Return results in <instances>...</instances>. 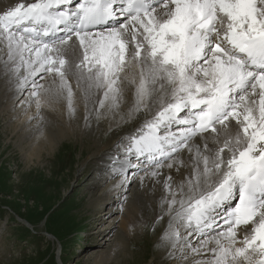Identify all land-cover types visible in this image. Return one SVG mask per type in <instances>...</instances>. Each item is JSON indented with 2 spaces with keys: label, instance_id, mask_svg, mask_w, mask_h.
Wrapping results in <instances>:
<instances>
[{
  "label": "snow or ice",
  "instance_id": "obj_1",
  "mask_svg": "<svg viewBox=\"0 0 264 264\" xmlns=\"http://www.w3.org/2000/svg\"><path fill=\"white\" fill-rule=\"evenodd\" d=\"M0 54L37 109L71 117L78 91L99 119L131 87L129 119L147 115L125 158L188 168L164 181L169 256L264 264V0L20 2L0 12Z\"/></svg>",
  "mask_w": 264,
  "mask_h": 264
},
{
  "label": "rangeland",
  "instance_id": "obj_2",
  "mask_svg": "<svg viewBox=\"0 0 264 264\" xmlns=\"http://www.w3.org/2000/svg\"><path fill=\"white\" fill-rule=\"evenodd\" d=\"M3 81L0 80V88ZM37 81L39 83L38 79ZM40 83L46 84L47 81ZM32 98L31 85H28L24 96L11 107L15 109L18 105L21 109L22 103L26 100L30 102ZM8 102L9 100L4 101L6 105ZM6 114L7 111L0 110V264H92L95 256L93 249L106 252L115 242L120 245L112 254L110 264L184 263L173 262L167 257V249L169 251L168 247L171 246L162 237L167 228L168 217L165 214L162 215L163 219L161 216L155 218L140 210L142 205L150 204L152 200L144 195L140 202H129L126 199L124 204L117 205V201L112 206L113 212L110 215L114 228L106 235L103 232L101 247L91 241L93 232L90 225L96 224L98 213L111 205L104 204L101 199L110 193L112 184L119 180V176L113 175L115 179L106 178L99 183V187H95L96 181L103 179L97 165L106 158L102 157L96 162L94 154L99 150L98 146L105 145L104 155H111L114 148H118L123 155L127 144L124 140L127 141L130 134L136 131L147 115L145 111H141L136 121L127 126L118 125V121L114 122L111 116L107 120L101 116L98 119L93 112L90 114V126L83 132L79 129L75 137L71 133L65 135L61 142L54 144L56 146L53 152L50 151L47 139L44 140L45 146L40 158H30L28 155L32 146H29L26 139L29 141L30 136L27 135L32 137V133L27 130L38 124L45 132L48 126L54 127V117L42 111L37 118L30 120L32 124L27 125V129L21 127L22 130L13 132ZM17 114L12 119L13 122L21 117L19 111ZM54 130L56 133L57 129ZM131 157L128 165L139 167L141 164L134 162L135 156ZM128 176L131 178V173ZM164 181H159L160 185L158 183L157 187L163 188ZM138 182L139 179H136L128 187L126 197L132 196L134 185ZM155 186L156 184L148 185L147 191L150 188L158 190ZM110 202L114 203L113 200ZM129 204L134 206L131 213H122ZM122 217L126 218V228L121 227ZM25 219L31 223L29 226Z\"/></svg>",
  "mask_w": 264,
  "mask_h": 264
},
{
  "label": "bare ground",
  "instance_id": "obj_3",
  "mask_svg": "<svg viewBox=\"0 0 264 264\" xmlns=\"http://www.w3.org/2000/svg\"><path fill=\"white\" fill-rule=\"evenodd\" d=\"M20 2L30 3V2H33V0H0V12H2L3 10H6L8 7L14 6ZM4 59H5V57L3 56V54H0V80L1 79L4 80L2 82L3 84L1 83L2 88H0V110L7 111L6 115L9 118V121H10L9 124L11 126L10 128H12L13 132L18 131V129H21V130H22V128L25 129L26 127H28L27 125H29V124L31 125L32 123H30V120L33 121L34 118H37V116H39L40 112H42V111H44V113L48 114V116H51L52 118L54 117L53 118L54 123H55L54 127H52V126L49 127L48 124H46L48 126V129H46L45 132L42 131L43 127L41 126L42 128L40 129V125H38V124H37V126L34 124L32 129L28 128L27 132L32 133V137H31V135L26 134L27 136H30L29 141L26 139V142L29 143V146H32L29 149V154H28L30 156V158H32L33 156H36L39 158L41 157V154L43 152V146H45L44 140L47 139L48 144L50 146V151L53 152L55 149V146H56V145L54 146V144H58V142L60 140H62L63 138H65L69 133H71L75 137V135H77L79 133V129L81 130V132H83L84 129H86L87 127L90 126L89 121H90L91 117L89 115L88 119L87 120L85 119V115H86L85 108H84L83 101L80 98L79 92H76V97H77V99H76V112H75V115H73L71 117L68 115L66 101H61L59 104H57L55 106V109H51L48 107H43L41 109H37L34 98H32V100L30 102H28V100L24 101V103H22L23 105H22L21 109L18 107V105L15 106L16 107L15 109H12V107H11L12 104L14 105L16 100H20L24 96V92H26V89H28V85L27 86H24V85L18 86L17 85L15 77L13 75H11L8 72V70H6L4 68V66H3ZM37 79L39 80V83L41 81H43L39 77H37ZM73 84H74V82H73ZM125 87H126V91L124 92L119 110L118 111H116V110L106 111L105 110V111H103V115H101V117H103L104 119L106 118V120H107V117L111 116V118L114 120V122L118 121L117 124L120 126L122 124L127 126L128 123L133 124L134 121H136V118L140 114V113H138L134 118L129 119L128 110H129V108L132 107V105L134 103V97H133L132 88L127 87V86H125ZM29 94H30V92H29ZM6 100H9L7 105L4 103V101L6 102ZM20 106H21V104H20ZM8 110H9V113H8ZM18 111H19V113H21V115H20L21 117L18 116L19 118H17V122H13L12 119L16 115H18L17 114ZM106 123H108V122L106 121ZM54 128L57 129L56 133H55ZM33 130H34V132H33ZM48 133H53V134L48 135ZM134 133H132V134H134ZM81 134H83V133H81ZM10 135H12V133ZM16 136H18V134ZM127 136H129V135H127ZM20 138H21V136H20ZM24 140H25V138H24ZM124 141L126 143H128V139H127V141L126 140H124ZM23 147H25V146H23ZM98 147H99L98 148L99 150L97 152H95V154H94V155H96V158H95L96 162H97V160H99L102 157H104L106 159L102 160L99 163V165H97V167H98L97 170L100 168L98 171L100 173H102L101 175H102L103 179L101 178L102 180L99 179V181H96V183L94 184L95 187L96 188L99 187V183L101 181H105L106 178H109L111 180L114 178V177H112L113 175H117V177L119 176V180L117 182H115L114 184H112V186L110 188L111 189L110 193H108L107 195L102 197L101 201L104 204H109V205L111 204L110 207L112 209V206L117 204V201H118L117 205H121V203L124 204L126 199L129 200V202H137V201L140 202V198L144 195L148 198V200H151V199L152 200H151L150 204L142 205L140 210L146 211V215H151V216H154L155 218H158L162 215H165L164 207L161 205V200H162V198H164L167 195V193L165 191V186H163V188H158L159 186L157 184L162 179L165 180L167 177L171 176L173 178V186H175V183L178 182L180 179H182L184 177V175H186L188 168L180 167L179 171H177V168H175V167L172 169H169L167 167H163L164 169L161 168L159 170L161 173V175L159 177H152L150 175H146L145 171L143 170V169L147 168V164L139 165L141 163L140 161L144 160V158H141V160L138 162L139 167L134 166V168H132L133 165H130V164L128 165V163H126L131 156H128L127 158H125V154L123 153V155H121L119 153L118 148H114V151L112 152L111 155H109V154L104 155L105 152H103V150L105 149V145H100ZM24 149L25 148H23V150ZM188 156H189V153L187 151H185V152L180 154V159L187 160ZM122 162L126 164V169L123 170L125 172V175H123V176L120 174L122 170L119 167L120 163H122ZM105 169H110V171H107ZM148 171L150 172L151 169H148ZM129 173H131V176H132L131 178L128 176ZM109 174H111V175H109ZM142 174H144V175H142ZM133 176H136V177L133 179ZM137 177H140V178H137ZM142 177H143V179H141ZM136 179H139V182L134 185V190H133L132 196L126 197L125 194L128 191L127 190L128 187L132 186V184L135 183ZM122 180L124 181L123 184H121ZM150 184H153V185L156 184L155 187L158 190L154 191L153 189L150 188V191L148 192L147 188H148V185H150ZM159 185H160V183H159ZM155 187H154V189H156ZM112 200L114 202L113 204L110 202ZM116 209H118V207H116ZM133 209H134V206L132 204H129L127 207H125L122 210V213H125V214L131 213V211ZM138 212H141V211H138ZM125 220H126V218L122 217L121 227H123V228H126V226H127V223H125ZM107 221L110 222V220H108V219H107ZM112 222H110L109 225H108V222H106V223H104V225H102L103 228H106L104 230V233H105L104 235L108 234L114 228L115 225H113ZM103 241H104V238L101 240L100 244ZM96 244L99 245L98 242ZM104 244L105 243H103V246H104ZM119 245H120L119 242L118 243L115 242V244H113V246L108 247L109 249H107L108 251L106 250V252H102L101 250L97 251V249H93V251H94L93 254L95 256L93 255L94 260H93L92 264H110L111 256L118 249ZM168 248H170V249H169V251L167 249V252H166L167 257L170 260H172L173 262H177V263L184 262V263H179V264H192V261L194 259H196V257L191 256V255H189V258L187 260H179V259L172 258L169 256V252L173 251V249L171 247H168Z\"/></svg>",
  "mask_w": 264,
  "mask_h": 264
}]
</instances>
